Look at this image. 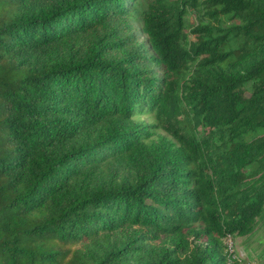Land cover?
Returning <instances> with one entry per match:
<instances>
[{"label":"trees","instance_id":"trees-1","mask_svg":"<svg viewBox=\"0 0 264 264\" xmlns=\"http://www.w3.org/2000/svg\"><path fill=\"white\" fill-rule=\"evenodd\" d=\"M137 6L0 0V264H226L255 231L264 0H150L151 55Z\"/></svg>","mask_w":264,"mask_h":264},{"label":"rangeland","instance_id":"rangeland-1","mask_svg":"<svg viewBox=\"0 0 264 264\" xmlns=\"http://www.w3.org/2000/svg\"><path fill=\"white\" fill-rule=\"evenodd\" d=\"M150 0H138L136 13L127 19L130 25V32L133 35L130 42V48L133 52H146V55H151V50L147 43V38L142 32L141 23L137 20L139 13L146 10L147 3ZM190 24H195V18L191 16ZM129 39V38H128ZM145 55V54H144ZM147 65V64H145ZM150 69H155L153 66H148ZM139 124L149 125L153 124L154 120L150 115H143L136 119ZM158 137H166L172 141V138L163 130H158L151 141H158ZM102 178L108 182L113 181L117 184H129L133 181V173L123 165H115L106 170ZM235 249L237 255L246 262H253L254 264H264V213L258 219L255 231L247 237H234Z\"/></svg>","mask_w":264,"mask_h":264},{"label":"built area","instance_id":"built-area-1","mask_svg":"<svg viewBox=\"0 0 264 264\" xmlns=\"http://www.w3.org/2000/svg\"><path fill=\"white\" fill-rule=\"evenodd\" d=\"M224 245L226 247L227 254L226 264H254L253 262L244 263L243 260L237 255L233 236L227 235L224 238Z\"/></svg>","mask_w":264,"mask_h":264}]
</instances>
